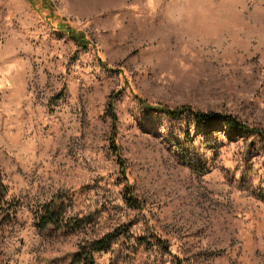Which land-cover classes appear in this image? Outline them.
<instances>
[{"label":"rangeland","instance_id":"374dc122","mask_svg":"<svg viewBox=\"0 0 264 264\" xmlns=\"http://www.w3.org/2000/svg\"><path fill=\"white\" fill-rule=\"evenodd\" d=\"M48 2L0 0V264H264V0Z\"/></svg>","mask_w":264,"mask_h":264},{"label":"trees","instance_id":"16d2710c","mask_svg":"<svg viewBox=\"0 0 264 264\" xmlns=\"http://www.w3.org/2000/svg\"><path fill=\"white\" fill-rule=\"evenodd\" d=\"M29 3L32 5L36 0H28ZM44 4H49L48 0H41ZM60 30L65 31L68 33L69 36L72 37L78 46L85 48L88 46V41L84 36L80 33L75 32L71 29L68 25H62L58 27ZM163 112L167 113L168 115L174 118H183L186 122V127L189 128L190 126H195L198 130H203L207 132L208 130H215V128L226 126L227 128L231 129L235 133L238 132H251L252 130H248L246 127L242 126L241 123L236 121L233 117H228L220 114L215 113H205L196 111L189 106L183 105L182 107L175 108V109H162ZM258 134L257 131H255ZM259 135V134H258ZM262 140L264 138L260 134ZM125 190L129 192V187L126 186ZM128 202L133 201V197L129 194L127 198ZM67 205H65L64 201L61 197H54L50 200L49 203L42 205L39 209V213L35 216V226L38 229L46 228L47 226H55V227H62L67 228L70 230L78 229L81 224L87 220V218L82 219H71L66 213ZM120 231H115L114 233H108L103 237L92 240L87 245V252H85L86 258L91 257L92 253L107 251L111 244L118 239ZM89 259V258H88ZM89 264H92L89 260ZM173 264H182L179 259H175Z\"/></svg>","mask_w":264,"mask_h":264}]
</instances>
